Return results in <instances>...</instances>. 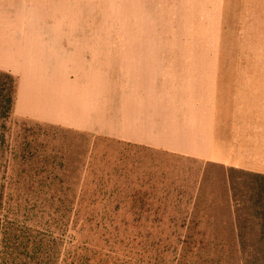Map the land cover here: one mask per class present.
Masks as SVG:
<instances>
[{"label": "crops", "instance_id": "obj_1", "mask_svg": "<svg viewBox=\"0 0 264 264\" xmlns=\"http://www.w3.org/2000/svg\"><path fill=\"white\" fill-rule=\"evenodd\" d=\"M14 115L264 178V0H0Z\"/></svg>", "mask_w": 264, "mask_h": 264}, {"label": "rangeland", "instance_id": "obj_2", "mask_svg": "<svg viewBox=\"0 0 264 264\" xmlns=\"http://www.w3.org/2000/svg\"><path fill=\"white\" fill-rule=\"evenodd\" d=\"M2 132L7 217L25 243L33 235L29 250L2 251L4 262L77 264L80 247L95 264H245L247 254L230 257L223 245L260 240L255 176L14 114Z\"/></svg>", "mask_w": 264, "mask_h": 264}, {"label": "trees", "instance_id": "obj_3", "mask_svg": "<svg viewBox=\"0 0 264 264\" xmlns=\"http://www.w3.org/2000/svg\"><path fill=\"white\" fill-rule=\"evenodd\" d=\"M17 90H18L17 77H15L13 74H10L8 72H3L0 70V176H1V171L3 168L2 161L5 158L4 153L2 151V145L6 143L5 133L2 132V129L5 127L6 123L11 119L14 113V108H15V104L17 100ZM256 178L264 180L263 177H256ZM11 200L12 199H9L8 197H6L5 193L1 191L0 189V254L4 250L18 252L21 248H24L27 251L32 245L31 239L33 238V235L29 234L28 235L29 238L26 241L27 243H25L22 240V237L18 229L12 223H10L9 217H7L8 214L6 213L7 210L5 209V206L8 205V207H10L11 202H12ZM83 201H84V198L82 200L80 199V202H83ZM66 203L67 201H64L63 199L62 207L66 206ZM72 209L73 207L70 208L67 215L70 213ZM73 212L75 213V209ZM250 216L256 219L257 223L259 224V227H260L259 242L253 245L252 244L247 245L241 242L239 243L234 242L235 244L231 243L230 245H225V244L223 245V249H225V253L229 255L230 257L239 253L238 250H240L241 254H247L246 256L249 259V261L246 262L245 264L258 263V261L255 260L257 254L264 256V186H258V189L256 191L255 200L254 202H252ZM114 230L120 233L119 228H114ZM234 232L237 235V237H240L241 232L239 233V227H237V223L234 228ZM72 236H73L72 238L74 239L73 241H76L78 239V236L81 239L80 236H82V233L79 232L76 235H72ZM72 245L67 246L69 250L68 255L71 253H74V252H70L71 248L69 247H71ZM77 251L79 253L81 251H85L83 254H77V252H75V256L79 257L77 259L78 260L77 264H95L92 258L90 257L91 255L90 253L92 252V250H89L88 248L79 247ZM2 257H0V264L8 263V262H4ZM64 262L66 263L69 262V256L68 258H65L64 260H62L61 264ZM262 262H264V260ZM73 263L74 262L72 261L71 264ZM98 264H108V263L102 261ZM258 264H261V262Z\"/></svg>", "mask_w": 264, "mask_h": 264}]
</instances>
